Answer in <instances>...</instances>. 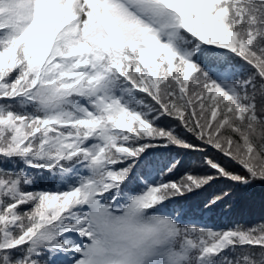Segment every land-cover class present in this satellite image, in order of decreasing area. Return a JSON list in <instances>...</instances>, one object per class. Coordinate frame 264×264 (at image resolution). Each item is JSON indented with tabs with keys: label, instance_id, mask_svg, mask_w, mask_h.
Segmentation results:
<instances>
[{
	"label": "snow or ice",
	"instance_id": "6c2138e0",
	"mask_svg": "<svg viewBox=\"0 0 264 264\" xmlns=\"http://www.w3.org/2000/svg\"><path fill=\"white\" fill-rule=\"evenodd\" d=\"M257 186L264 0H0V264H264Z\"/></svg>",
	"mask_w": 264,
	"mask_h": 264
},
{
	"label": "trees",
	"instance_id": "16d2710c",
	"mask_svg": "<svg viewBox=\"0 0 264 264\" xmlns=\"http://www.w3.org/2000/svg\"><path fill=\"white\" fill-rule=\"evenodd\" d=\"M189 159L190 157H185L186 165ZM39 186L44 187L45 185ZM195 218L217 227L257 223L264 220V191L257 186L253 189L237 192L230 201L218 206L203 217L197 214Z\"/></svg>",
	"mask_w": 264,
	"mask_h": 264
}]
</instances>
